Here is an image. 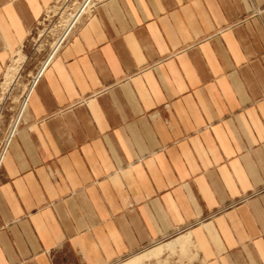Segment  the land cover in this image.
<instances>
[{
	"label": "crops",
	"instance_id": "0c3cea01",
	"mask_svg": "<svg viewBox=\"0 0 264 264\" xmlns=\"http://www.w3.org/2000/svg\"><path fill=\"white\" fill-rule=\"evenodd\" d=\"M52 1L0 0V79ZM24 105L0 264H264V0H100Z\"/></svg>",
	"mask_w": 264,
	"mask_h": 264
},
{
	"label": "rangeland",
	"instance_id": "374dc122",
	"mask_svg": "<svg viewBox=\"0 0 264 264\" xmlns=\"http://www.w3.org/2000/svg\"><path fill=\"white\" fill-rule=\"evenodd\" d=\"M98 1L100 0H53L20 50L11 57L4 77L7 68L16 59H20V65L17 74L8 84L4 83L3 76L0 79V129L4 135V143L8 138H5V133H14L29 91L55 50L60 47V40L75 28Z\"/></svg>",
	"mask_w": 264,
	"mask_h": 264
},
{
	"label": "bare ground",
	"instance_id": "6f19581e",
	"mask_svg": "<svg viewBox=\"0 0 264 264\" xmlns=\"http://www.w3.org/2000/svg\"><path fill=\"white\" fill-rule=\"evenodd\" d=\"M88 1V0H87ZM88 3V2H87ZM20 63V59H16L14 62H13V64L11 65V66H9L8 68H7V70H6V74H5V77H4V83L5 84H8L9 82H10V80L13 78V76L15 75V74H17V72H18V69H19V64ZM10 92V91H9ZM179 239V238H178ZM183 239H185V238H183ZM181 240V239H180ZM180 240H178V241H180ZM186 241V243H187V240H188V238L187 239H185ZM184 241V240H183ZM185 243V244H186ZM171 249V248H170Z\"/></svg>",
	"mask_w": 264,
	"mask_h": 264
},
{
	"label": "built area",
	"instance_id": "2783aa9c",
	"mask_svg": "<svg viewBox=\"0 0 264 264\" xmlns=\"http://www.w3.org/2000/svg\"><path fill=\"white\" fill-rule=\"evenodd\" d=\"M70 30H71V29H70ZM68 31H69V30H68ZM67 35H68V32H67V34H65V36L60 40L58 46H60V45L65 41ZM31 83H33V81H31ZM10 128H11V127H10ZM6 131H9V130H6ZM14 131H15V129H14ZM11 135H12V134H10L9 132H7V133H5V138H6V137L9 138ZM8 138H7V140H8ZM7 140H6V141H7Z\"/></svg>",
	"mask_w": 264,
	"mask_h": 264
}]
</instances>
